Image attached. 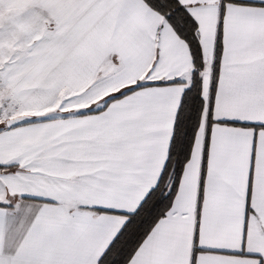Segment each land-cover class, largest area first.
<instances>
[{"label":"snow or ice","instance_id":"snow-or-ice-1","mask_svg":"<svg viewBox=\"0 0 264 264\" xmlns=\"http://www.w3.org/2000/svg\"><path fill=\"white\" fill-rule=\"evenodd\" d=\"M0 264H264V0H0Z\"/></svg>","mask_w":264,"mask_h":264}]
</instances>
